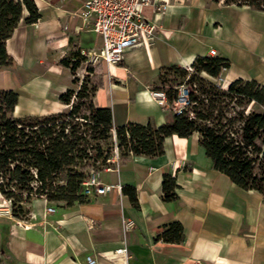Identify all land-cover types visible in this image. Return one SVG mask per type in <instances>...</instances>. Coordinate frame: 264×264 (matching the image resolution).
Here are the masks:
<instances>
[{
    "label": "crops",
    "instance_id": "obj_1",
    "mask_svg": "<svg viewBox=\"0 0 264 264\" xmlns=\"http://www.w3.org/2000/svg\"><path fill=\"white\" fill-rule=\"evenodd\" d=\"M84 1L32 0L40 18L29 25L22 11L5 50L25 80L0 70V90L17 94L13 117L63 112L58 95L76 90L87 75L101 84L91 97L93 107L108 108L114 127L160 126L167 106L148 95L160 70H188L209 50L228 68L218 79L202 74L205 80L221 89L236 79L264 87V13L212 0H148L141 12L155 26L149 47L125 52L119 65L90 64L92 73L85 72L83 61L71 75L60 60H71L78 51L97 53L101 46L100 37L78 18ZM65 73L67 80L60 81ZM197 139V134L167 137L161 156L128 155L116 172L101 170L99 182L120 189L84 204L34 199L25 220L0 216L1 264H86V257L94 264H264V194L243 191L214 171ZM167 175L174 178L176 199L163 202L160 183ZM123 186L134 189L136 208L121 192ZM48 207L52 213H45ZM123 219L133 228L122 234ZM174 221L182 228L181 243L155 241L161 226ZM119 249L125 254L115 253Z\"/></svg>",
    "mask_w": 264,
    "mask_h": 264
},
{
    "label": "trees",
    "instance_id": "obj_2",
    "mask_svg": "<svg viewBox=\"0 0 264 264\" xmlns=\"http://www.w3.org/2000/svg\"><path fill=\"white\" fill-rule=\"evenodd\" d=\"M212 1L264 13V0ZM22 11L27 13L23 19L27 25L40 18L32 0H0V70L13 66L5 42L21 20ZM70 59H62L58 65L74 75L84 58L78 51ZM227 68L224 59L196 56L189 66L191 73L177 67L161 69L160 86L151 90L168 86L163 92L170 109L165 122L157 127L149 122L114 127L108 108L93 107L91 97L101 84L99 79L92 82L87 75L76 90L67 89L58 95L66 112L44 116L14 118L17 94L0 90V199L8 202L10 216H24L23 207L32 199L44 198L65 206L86 203L81 183L89 167L100 172L110 166L106 163L109 150L103 151L99 143L112 139L123 158L158 157L163 153L165 138L186 139L197 134V145L214 171L243 191L264 194V87L253 80L236 79L221 89L200 77L204 74L218 79ZM85 72L92 73L90 64H86ZM167 73L187 77L185 84L195 87L190 92L186 90V105L180 110L172 109L180 83L175 78L164 80ZM71 83L77 85L78 81L73 78ZM160 188L163 202L176 199L173 177L164 176ZM121 192L136 208L134 189L123 186ZM182 239L181 225L175 221L161 226L154 236L155 241L168 244H179Z\"/></svg>",
    "mask_w": 264,
    "mask_h": 264
},
{
    "label": "built area",
    "instance_id": "obj_3",
    "mask_svg": "<svg viewBox=\"0 0 264 264\" xmlns=\"http://www.w3.org/2000/svg\"><path fill=\"white\" fill-rule=\"evenodd\" d=\"M148 4V0H85L82 2L78 18L82 21L83 26L100 37L101 42L97 53L80 52L86 64L119 65L125 52L137 47H149L155 37V26L141 12V8ZM208 56H214V51L209 50ZM187 71L191 73L190 69ZM176 91V101L172 106L174 110H180L186 105L187 91L181 84L176 87ZM148 95L160 106H166L163 91L150 89ZM176 105L179 107L176 108ZM113 153L106 160L110 166L104 169L116 172L118 162L115 143ZM98 174L99 172L92 167L87 169L86 178L81 183L84 197L104 195L113 189H120L118 185L100 183ZM52 212L51 207L45 209L47 214ZM0 216L10 217L9 208L0 209ZM132 228L131 220H121L122 234ZM115 253L125 254V249L116 250ZM85 263L94 264L95 262L91 257H86ZM190 264L200 263L197 260H191Z\"/></svg>",
    "mask_w": 264,
    "mask_h": 264
},
{
    "label": "rangeland",
    "instance_id": "obj_4",
    "mask_svg": "<svg viewBox=\"0 0 264 264\" xmlns=\"http://www.w3.org/2000/svg\"><path fill=\"white\" fill-rule=\"evenodd\" d=\"M7 70H10L9 72H12L14 75H16V78L18 77L21 81H24L25 80V78H23V75H19V74H17L16 72H15V67L14 66H12V67H10L9 69H7ZM32 73H34L35 74V72H32ZM187 73H188V71H187ZM36 74L38 75V72H36ZM200 77L201 78H203L204 79V77H202V74L200 75ZM17 78V80L19 81V79ZM60 81H65V79L67 80V77H66V73H65V75H61L60 77ZM168 78H175L176 80H178L179 81V83L181 84V85H183V88H184V90H187L188 92H190V90H192V89H194L195 87H194V85L193 84H191V85H186L185 84V80H186V78L187 77H185V78H179L177 75H175V74H172V73H167V74H165L164 75V80H168ZM10 79V78H9ZM11 80V79H10ZM12 80H13V77H12ZM156 86H160V83L159 82H157V84H156ZM162 91H167L168 90V86H164L162 89H161ZM177 92V91H176ZM179 106H177L176 105V108H178ZM168 109H170V107H168L167 108V111H168ZM66 110L67 109H64L63 110V112H66ZM15 118V117H14ZM114 139H112V140H109V141H106V142H102V143H99V145H100V147L102 148V150L103 151H106V150H109L108 152H109V156H112L114 153H113V150H114ZM92 145L94 144V143H91ZM90 155L91 156H93L94 155V153L93 152H91L90 151ZM122 155V150H117V162H120L122 159H123V157L121 156ZM89 163L91 164V161H89ZM39 199H41V200H45L44 198H39ZM32 200H34V199H32ZM31 200V201H32ZM30 201V202H31ZM30 204V203H29ZM28 204V205H29ZM50 204H56V203H54V202H50ZM28 205H25L23 208H24V210H25V212H26V214H24V216H22V217H20V218H18V219H16V220H20V221H22V220H25L26 219V217H27V214H28V209H27V207H28ZM9 208V205H8V203L6 202V201H3V200H1L0 199V209H2V208ZM10 217H12V216H10ZM13 218V217H12ZM13 219H15V218H13Z\"/></svg>",
    "mask_w": 264,
    "mask_h": 264
}]
</instances>
